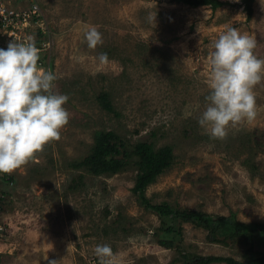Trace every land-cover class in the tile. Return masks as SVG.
<instances>
[{
  "label": "rangeland",
  "instance_id": "obj_1",
  "mask_svg": "<svg viewBox=\"0 0 264 264\" xmlns=\"http://www.w3.org/2000/svg\"><path fill=\"white\" fill-rule=\"evenodd\" d=\"M220 1L227 5L217 10L184 0L8 1L16 9L40 5L51 46L45 61L57 76L54 90L69 97L70 119L58 140L10 173L13 184L0 179V194L7 193L0 264H100L94 249L104 243L118 264H183L185 254L246 263L254 255L245 258V250L253 246L264 256L263 239L224 244L195 223L179 224L180 234L171 238L158 237L162 221L134 193L135 159L111 176L79 166L100 131H115L130 146L169 145L175 163L148 187L153 204L264 226V81L254 89L255 120L224 139H211L197 123L220 32L236 27L252 36L255 54L264 59V0H255L251 19L245 0ZM92 25L103 35L95 48L84 39ZM37 30L28 34L36 37ZM0 47L6 48L1 33ZM101 52L107 63L98 61ZM102 93L109 94L114 113L98 104Z\"/></svg>",
  "mask_w": 264,
  "mask_h": 264
},
{
  "label": "clouds",
  "instance_id": "obj_2",
  "mask_svg": "<svg viewBox=\"0 0 264 264\" xmlns=\"http://www.w3.org/2000/svg\"><path fill=\"white\" fill-rule=\"evenodd\" d=\"M89 48L103 44L94 25L84 32ZM257 41L227 27L218 34L210 53L206 107L197 123L211 139H224L230 129L257 118L255 87L264 81V59L255 54ZM40 49L34 37L11 41L0 47V173H11L26 164L45 145L60 138L70 113L64 106L69 97L55 91L57 76L38 67ZM106 52L98 55L102 64ZM100 264H118L110 244L94 249ZM57 264V261H49Z\"/></svg>",
  "mask_w": 264,
  "mask_h": 264
},
{
  "label": "trees",
  "instance_id": "obj_3",
  "mask_svg": "<svg viewBox=\"0 0 264 264\" xmlns=\"http://www.w3.org/2000/svg\"><path fill=\"white\" fill-rule=\"evenodd\" d=\"M186 4L197 8L201 6L210 7L212 10H217L227 4L220 0H184ZM255 0H245V9L248 19L253 16V3ZM109 94L102 93L98 96V104L100 107L109 112L114 113ZM152 137L155 134L152 132ZM95 144L91 154L79 166H85L90 173L95 176L104 174L115 175L125 169L128 163L135 159L137 169L136 186L134 193L139 197L140 205L146 210L151 211L159 216L162 221L161 229L158 232V237L165 236L171 238L175 234H180L181 223H195L197 226L204 227L209 230L210 235L216 242L239 241V238L244 239L246 244L249 241L263 239L264 242V226L261 224H243L238 222L234 217L226 218L212 216L200 212H195L191 216L186 212H181L173 208L168 203L153 204L146 196V191L149 186L155 184L160 176L169 171L174 163V151L169 145L157 148L154 142L139 141L133 146H130L126 138L118 135L115 131H100L95 134ZM4 184H13L15 175L10 173H2L0 177ZM2 195H7L6 192L0 194V209H4L6 201L2 199ZM178 228V229H177ZM248 241V242H247ZM251 241V242H252ZM242 243V242H241ZM166 247V242L161 243ZM261 247L264 245L260 243ZM256 247V246H255ZM255 247L248 250L246 248L244 257L254 255L246 263L239 262L229 257L219 256H195L185 254L183 256V264H264V256H260Z\"/></svg>",
  "mask_w": 264,
  "mask_h": 264
},
{
  "label": "built area",
  "instance_id": "obj_4",
  "mask_svg": "<svg viewBox=\"0 0 264 264\" xmlns=\"http://www.w3.org/2000/svg\"><path fill=\"white\" fill-rule=\"evenodd\" d=\"M9 0H0V33L2 35V40L5 42L6 47L9 42H26L27 37L34 35H29L28 31L34 26L38 27L37 32L42 34L43 37H38L36 32V37H34L36 46L40 49V61L38 62V67L50 70V65H47L45 57L50 51V44L47 39H45L47 31L44 28V20L41 14V8L38 3H32L28 8L16 9L12 7ZM2 173H0V177ZM0 209V217L2 211ZM6 232L4 225L0 224V236Z\"/></svg>",
  "mask_w": 264,
  "mask_h": 264
}]
</instances>
